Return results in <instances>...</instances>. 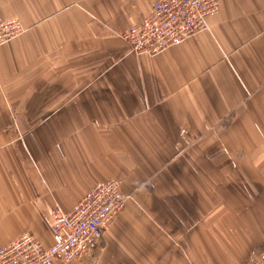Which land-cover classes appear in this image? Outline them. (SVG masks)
Segmentation results:
<instances>
[{
    "label": "crops",
    "instance_id": "crops-1",
    "mask_svg": "<svg viewBox=\"0 0 264 264\" xmlns=\"http://www.w3.org/2000/svg\"><path fill=\"white\" fill-rule=\"evenodd\" d=\"M155 1L0 0L25 27L0 47V248L50 247L53 210L114 179L131 199L73 264L264 252V0H220L206 31L132 53L118 33Z\"/></svg>",
    "mask_w": 264,
    "mask_h": 264
},
{
    "label": "built area",
    "instance_id": "built-area-1",
    "mask_svg": "<svg viewBox=\"0 0 264 264\" xmlns=\"http://www.w3.org/2000/svg\"><path fill=\"white\" fill-rule=\"evenodd\" d=\"M220 7V0H156L143 22L118 36L130 52L157 56L206 31L209 18L217 15ZM24 32L20 20L0 15V47ZM130 199L117 180L98 182L69 211L53 210L50 247L25 233L0 248V264H73L92 257L104 232ZM249 264H264V252Z\"/></svg>",
    "mask_w": 264,
    "mask_h": 264
},
{
    "label": "rangeland",
    "instance_id": "rangeland-1",
    "mask_svg": "<svg viewBox=\"0 0 264 264\" xmlns=\"http://www.w3.org/2000/svg\"><path fill=\"white\" fill-rule=\"evenodd\" d=\"M30 126H31V125H30ZM250 261H251V260H250ZM250 261H249V262H250Z\"/></svg>",
    "mask_w": 264,
    "mask_h": 264
}]
</instances>
